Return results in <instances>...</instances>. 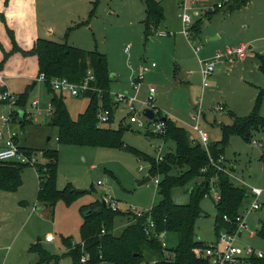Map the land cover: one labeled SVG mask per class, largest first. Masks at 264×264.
Returning <instances> with one entry per match:
<instances>
[{"label": "rangeland", "instance_id": "374dc122", "mask_svg": "<svg viewBox=\"0 0 264 264\" xmlns=\"http://www.w3.org/2000/svg\"><path fill=\"white\" fill-rule=\"evenodd\" d=\"M157 1L164 8L165 21L147 38L143 24L146 8L142 0H73L64 7L49 4L47 17L42 18L39 14L41 39L67 43L106 56L113 97L118 94L134 96L133 79L142 71L145 78L138 93L141 103H136L139 113L149 109L142 102L148 100L149 88L156 87L154 107L159 112L158 117L171 119L189 135L196 136L192 131L195 121L191 115L201 110V128L209 134V145H213L222 140V126L248 116L258 95L264 92L260 62L252 58L241 62L237 53L241 46L247 48V52L254 51L264 57V0H249L246 6L234 11L230 6L235 0L189 1L188 13L193 18L189 30L194 32L197 25L201 27L197 36L193 35L194 38L196 36V47L201 48L197 53L193 41L184 34V25L179 17L186 0ZM221 4L223 8L218 12L211 11ZM47 27L53 29L52 33L47 32ZM164 32L168 33L167 36H161ZM228 50L235 51L233 67L224 63L226 58L222 59L209 77L208 86L204 87L201 62L211 61L217 53L226 55ZM182 75L186 79H182ZM32 85L22 78L6 81L7 90L16 95L18 101L20 97H26L24 117L20 118L19 113L11 129L19 133L22 146L39 153L43 165L48 162L41 156L43 151L58 153L59 191L71 186L86 194L71 204L59 200L54 207H46L39 200L40 175L35 168L25 166L22 185L17 192L0 190V264H38L41 253L30 251L37 245L47 254L59 257L57 263L53 260L44 264H72L63 238L70 239L73 246L81 244L82 208L102 201L107 193L118 202L124 213L132 207L136 211H131L137 213L158 206L162 197L154 179L161 181L162 176L151 177L149 160L141 158L134 150L154 159L159 145L163 146L164 157L175 155L176 145L171 140L151 137L135 125H126L129 113L123 105L114 111L112 128L122 131V143L130 150L60 143L59 130L51 125V116H48L51 115L53 94L44 83L39 82L35 89ZM34 101L39 102L41 115L33 108ZM64 101L73 120L86 111L90 102L88 98L70 95H64ZM2 113L8 112L0 105V115ZM261 115L264 117V99ZM23 121L26 122L24 128ZM263 140L264 131L261 129L252 130L247 138H231L223 155V166L235 186L264 188V149L253 144V141ZM147 177L152 181L141 185ZM98 181L103 185H98ZM197 181L202 179L174 188L173 202L176 205L188 204ZM210 194L213 195V191ZM251 202L252 199L247 197L243 211L249 209ZM216 203L214 197L202 199L201 216L195 224L196 239L208 246L217 241ZM127 221L126 217L116 219L115 236L122 234ZM263 222L264 206L248 215L249 228L242 231L238 245L264 253V238L258 235ZM253 232L257 234L252 236ZM49 238L52 240L48 241ZM161 240L169 251H173L179 242L174 232L165 233Z\"/></svg>", "mask_w": 264, "mask_h": 264}, {"label": "trees", "instance_id": "16d2710c", "mask_svg": "<svg viewBox=\"0 0 264 264\" xmlns=\"http://www.w3.org/2000/svg\"><path fill=\"white\" fill-rule=\"evenodd\" d=\"M142 1L146 8L143 24L144 35L147 38L164 23L165 11L157 0ZM248 2L249 0H235L234 5L230 6V10L241 9ZM8 6L9 0H6L5 9ZM218 10L220 9L216 11L218 12ZM0 22L7 35L6 42L0 41L2 53L0 73L4 71L7 62L16 54H21L23 61L29 57H36L39 75L45 74L48 80L61 77L79 84L85 79L87 72L92 70L95 76L92 86L102 91L105 107L114 114L116 108L110 94L111 74L106 56L96 52H87L67 43L61 44L41 38L26 50L18 43L15 30L8 26L5 12L0 14ZM200 29L201 27L198 25L194 28L196 36ZM257 58L260 62L259 69L264 74V57L258 55ZM46 85L53 94L51 125L58 128L60 143L130 150L122 143V131L98 125L97 94H89L84 97L90 100L89 105L77 120H73L67 110L63 95L54 92L49 83ZM263 99L264 92H261L248 116L236 118L231 125L222 126V140L209 145L208 151L200 144H193L187 131L171 119L166 120L164 135L155 136L147 133V135L160 138L163 141L171 140L176 145V154L167 155L161 163H157L155 158H149L134 150L138 156L149 160L151 177L162 176L159 184V193L162 197L160 204L149 212H145L142 217H137L132 212H114L108 205L103 206L102 201H98L90 207H83L81 213L84 223L80 231L81 244L73 246L70 239L63 238V242L68 248L67 256L71 258L72 264H83L84 256L87 260L84 264H209L204 253L208 245L196 239L195 224L202 212L200 203L210 192L211 181L215 180L220 194V199L215 205L217 237L221 231L229 233L237 231L236 219L242 214L245 200L249 197L248 189L235 186L229 175L214 168L210 160L213 159L216 163H220L219 161L223 158L232 137L247 138L254 129L264 131V117L261 115ZM18 105L26 109L25 96L19 98ZM25 126L26 122L23 121L22 127ZM42 153L48 162L37 168L40 175V202L44 203L46 207H54L59 200L71 204L86 194V192L76 190L71 186L59 191L57 189L58 153L53 150H45ZM220 165L222 169H225L223 161ZM24 167L25 165L21 164H0V190L9 193L17 192L22 185ZM205 168L207 171L204 173L202 170ZM200 179L202 181H197L190 192L188 204L176 205L173 202L172 191L174 188ZM119 217H128L129 222L122 234L115 236L114 225ZM225 217L228 220H225ZM149 219L154 224L150 236L146 235ZM169 232L176 233L179 239L178 246L173 251L167 250L163 245L165 244L164 240H161L162 235ZM258 235L264 238V222ZM30 251L41 253L38 264L53 260L56 263L59 261V257L47 254L40 248V245L31 247ZM249 264H264V260L251 259Z\"/></svg>", "mask_w": 264, "mask_h": 264}, {"label": "built area", "instance_id": "2783aa9c", "mask_svg": "<svg viewBox=\"0 0 264 264\" xmlns=\"http://www.w3.org/2000/svg\"><path fill=\"white\" fill-rule=\"evenodd\" d=\"M195 0H186V3L182 6V12L179 17L181 18L184 25V34L186 35L189 41H193V47L195 52H199L201 50L200 46L196 47V39L194 38L193 29L189 30L190 25L193 23L192 16L188 13L189 6L188 2ZM223 5H218L217 7L211 9V11H216L217 9H222ZM198 14V13H196ZM168 33H161V36H167ZM247 48L240 47L237 51L239 57L245 54ZM127 51V49H126ZM226 55L222 53H217L211 61H202L201 62V74L203 78L204 87L208 86V79L215 72L216 65L225 59L229 58V61H233V57L235 51H227ZM153 68L156 67L155 64L152 65ZM145 78V74L141 71L140 75L133 79V88L135 90L134 96H128V94H118L116 96H112V101L116 108L123 105L126 107L128 114L126 125H135L137 129L144 130L146 133H151L155 136L164 135L166 132V122L159 118L157 114L159 113L154 107V103L156 100L157 89L156 87L149 88L148 100L146 102H142L144 106L149 107L150 110L154 113V118L149 119L145 115V110L143 113H139L136 109V103H141L138 100V93L141 89L142 82ZM38 82L47 84L49 83L50 88L60 94V95H70L74 98H84L89 94H97L98 95V111H97V121L98 125L103 128H110L111 121L113 117V113L110 109L106 108L104 105V98L102 95V91L92 86V83L95 82V76L92 70L87 72L85 79L79 83L75 84L71 82L67 78L55 77L51 80H48L45 74H40L37 78ZM0 103L3 104L4 110L6 113H2L0 115V164L2 163H11V164H21L25 166H31L36 169L41 165L39 153L35 151H29L25 147H22L20 144L19 133L11 129L12 124H15L16 117L19 116L20 107L18 105V97L9 93L8 90L4 89V76L0 73ZM33 108L37 111L38 115H41V111L39 110V102L34 101ZM222 111L223 108L220 107ZM26 112V109L25 111ZM52 110H50V113ZM201 110H197L196 114H192L191 118L195 121V124L192 126V131L196 136L190 135V141L193 144L202 145L207 151L209 147L210 137L209 134L201 128ZM255 146H258L264 149V140L263 141H253ZM159 149L157 150V155L155 157V161L157 163H161L164 161L163 155V146L159 145ZM43 157V153H41ZM44 158V157H43ZM45 159V158H44ZM46 160V159H45ZM223 161V158L220 159V163ZM211 165L214 168H217L219 171H224L225 169L221 168L220 163H216L213 159L210 160ZM207 168L203 169L202 172H206ZM38 173V171H37ZM39 174V173H38ZM154 183L156 186H159L160 180L159 178L154 179ZM215 180L211 181V189L213 191V195L210 192L205 196L206 198L214 197L217 201L220 199V194L215 184ZM98 185H103L102 181H98ZM249 197L252 199L249 209L244 210L241 215H239L236 219L238 229L234 233H229L227 231H222L221 234L217 237L216 244L212 246H208L205 249V256L208 259L209 264H249L251 259H261L264 260V253L253 249L252 247H241L238 245L239 239L243 235V230H247L249 228L247 224L248 215L252 212H257L261 210L264 206V188H249L248 189ZM106 205H108L112 211H121L118 202L110 196V194H106L105 196ZM136 211L135 208H131ZM131 209L127 210V212H132ZM145 212L149 211H137L134 213L137 217H142ZM133 213V212H132ZM225 220H228L225 217ZM154 228V224L149 219L148 227L146 229V235L150 236L151 231ZM252 236L256 235V232L251 233ZM52 238H50V241ZM165 246V244H163ZM86 257L82 258V263H86Z\"/></svg>", "mask_w": 264, "mask_h": 264}, {"label": "crops", "instance_id": "0c3cea01", "mask_svg": "<svg viewBox=\"0 0 264 264\" xmlns=\"http://www.w3.org/2000/svg\"><path fill=\"white\" fill-rule=\"evenodd\" d=\"M69 1H73V0H9V6L7 9H5L4 5L6 0H0V14L2 12H5L8 26L11 29L15 30L16 38L20 46L23 49L27 50L33 46L34 42L37 39L42 37L40 33L41 29L38 26L39 14L41 13L42 18L47 17L49 10L46 9V7L49 4H52V6L54 5V7L56 6L64 7L67 5ZM46 29L48 33H52L53 30L52 28L47 27ZM6 40H7V35L5 33L2 23L0 22V41L4 43L6 42ZM1 56L2 53L0 51V57ZM257 56L258 54H256L254 51L251 52L246 51L245 54L240 57V60L241 62H246L248 58H252L253 60H258ZM226 59L227 60H224V63H228L230 68L233 67V62L231 63L228 57H226ZM258 66L260 68V63ZM1 74H3L4 76V89L6 90H7L6 81L13 78H22L32 83L36 82L35 87L39 83L37 81L39 75V67L36 57H29L23 61L21 54H16L7 62L5 69L4 71L1 72ZM185 77H186L185 75H182V79H186ZM35 87L32 89H35ZM0 105L3 107L2 103H0ZM48 116L50 117L51 115ZM113 123H114V119L111 122L110 128H112ZM126 219L129 218L126 217ZM128 222L129 220L127 221V224ZM49 240L50 238L48 239V241ZM102 264H108V263H102Z\"/></svg>", "mask_w": 264, "mask_h": 264}, {"label": "water", "instance_id": "95a60500", "mask_svg": "<svg viewBox=\"0 0 264 264\" xmlns=\"http://www.w3.org/2000/svg\"><path fill=\"white\" fill-rule=\"evenodd\" d=\"M35 85H36V82H34L33 83V87L32 88H34L35 87ZM145 115H146V117H148L149 119H153L154 118V113H153V111L152 110H150V109H146L145 110ZM23 117H24V111L22 110L21 112H20V118H22L23 119ZM164 122H166V118H164V119H162ZM151 181V177H147L146 179H144L142 182H141V185L142 184H144V183H147V182H150ZM106 205V202H105V200H103V206H105ZM101 210V209H100ZM40 240V239H39Z\"/></svg>", "mask_w": 264, "mask_h": 264}]
</instances>
